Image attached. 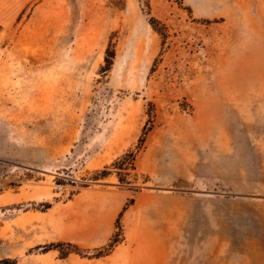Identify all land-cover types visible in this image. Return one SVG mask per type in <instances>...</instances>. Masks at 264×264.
<instances>
[{"label":"rangeland","instance_id":"obj_1","mask_svg":"<svg viewBox=\"0 0 264 264\" xmlns=\"http://www.w3.org/2000/svg\"><path fill=\"white\" fill-rule=\"evenodd\" d=\"M205 8L0 0V260L264 264V13Z\"/></svg>","mask_w":264,"mask_h":264},{"label":"crops","instance_id":"obj_2","mask_svg":"<svg viewBox=\"0 0 264 264\" xmlns=\"http://www.w3.org/2000/svg\"><path fill=\"white\" fill-rule=\"evenodd\" d=\"M205 5H206L205 10L207 13L218 12L221 14L220 22L222 25L225 23V21L229 22L230 19L233 18L235 19L234 17L235 14H240L242 12L264 13V0H205ZM158 233H163L158 235V236H162L163 239L162 240L157 239V241H159L165 249V247L168 246V244L171 243L172 240H169L167 238L168 235H165V231ZM118 245L119 243L117 244V246ZM169 259H171V254L166 253L165 250L162 251L160 254V260L163 262ZM177 263L178 261L176 260V264Z\"/></svg>","mask_w":264,"mask_h":264},{"label":"trees","instance_id":"obj_3","mask_svg":"<svg viewBox=\"0 0 264 264\" xmlns=\"http://www.w3.org/2000/svg\"><path fill=\"white\" fill-rule=\"evenodd\" d=\"M120 217H121V213L119 214L118 219L116 220V227L118 230H120V223H119ZM110 243L111 244L109 246H107L105 249H102V251L98 254L97 257L106 256L109 253H111L112 249L119 243V241L116 240V238L114 239L111 238ZM64 246H65L64 244H56V245L51 244L45 248V251L56 249V248H61ZM0 264H14V262L11 260H0Z\"/></svg>","mask_w":264,"mask_h":264}]
</instances>
